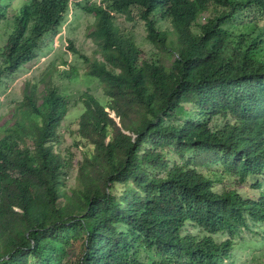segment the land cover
<instances>
[{"label": "trees", "instance_id": "16d2710c", "mask_svg": "<svg viewBox=\"0 0 264 264\" xmlns=\"http://www.w3.org/2000/svg\"><path fill=\"white\" fill-rule=\"evenodd\" d=\"M15 1L0 0V92L73 7L101 59L69 49L103 100L29 79L0 113V264H226L246 231L264 237V0Z\"/></svg>", "mask_w": 264, "mask_h": 264}, {"label": "rangeland", "instance_id": "374dc122", "mask_svg": "<svg viewBox=\"0 0 264 264\" xmlns=\"http://www.w3.org/2000/svg\"><path fill=\"white\" fill-rule=\"evenodd\" d=\"M25 0H16L13 8L21 7ZM15 9L11 10L10 16L15 14ZM116 24L125 29L127 33L136 29L131 24L125 23L123 19L118 18ZM164 27H169L164 25ZM93 20L81 12L76 11L71 7L58 34L53 38L47 39V48H44L40 57L34 60L31 64L27 65L21 73L9 78L5 83V88L0 92V113L9 111L11 109L12 99L19 98L20 92L27 80H34L40 82V89L44 90L49 83L55 86L61 94L71 103L78 101L80 96L84 93L93 94L95 97L103 100V89L100 87V82L89 75L88 66L84 64L78 56L73 55L70 51V43L79 51L84 52L89 58L101 59L97 51V39L93 35L94 31ZM137 41L141 42L143 37L140 30H135ZM92 34V35H90ZM144 52L149 51V46L144 43L142 47ZM75 59V60H74ZM72 62L70 67L74 72L73 79L64 80L58 78L59 72L62 70L68 71V66L61 65L63 61ZM71 72V70L69 71ZM10 107L8 108V106ZM85 106L80 103L72 107L64 119V125H71L80 115L84 113ZM7 118H10L8 115ZM186 116L183 118L185 119ZM5 119L0 121V125L4 123ZM72 140L67 134L61 139V144L58 150L64 155L71 154L73 156L74 168L67 180V186L71 187L76 183L77 164L82 161V152L80 149L72 147ZM178 160V159H177ZM245 191L246 194L254 195L255 191L250 189ZM262 228L254 229L253 231H246L239 240V249L232 260H228L226 264H256L253 261V255H257L259 260H262V251H264V237L260 233ZM258 242L259 245H251Z\"/></svg>", "mask_w": 264, "mask_h": 264}, {"label": "clouds", "instance_id": "9594fccd", "mask_svg": "<svg viewBox=\"0 0 264 264\" xmlns=\"http://www.w3.org/2000/svg\"><path fill=\"white\" fill-rule=\"evenodd\" d=\"M112 117H114V115H112ZM126 134H128V135H129V133H126Z\"/></svg>", "mask_w": 264, "mask_h": 264}]
</instances>
